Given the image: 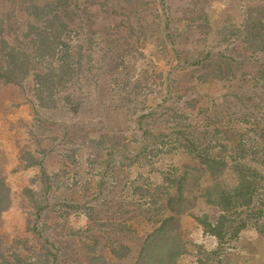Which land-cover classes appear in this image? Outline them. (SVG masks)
<instances>
[{
  "label": "trees",
  "instance_id": "trees-1",
  "mask_svg": "<svg viewBox=\"0 0 264 264\" xmlns=\"http://www.w3.org/2000/svg\"><path fill=\"white\" fill-rule=\"evenodd\" d=\"M64 1L26 0L22 13L26 14L25 20L8 24L7 34L13 30V42L6 35L0 38V80L22 86L31 76L39 106L55 105V92L59 89L66 95L69 111L78 109L73 99L80 104L77 96L82 94L79 89L67 92L71 86L80 83V89H85L88 79L92 81L88 88L103 83L111 85V89L95 92L94 103L102 108L111 104L112 109L118 105L131 115V133L135 136L132 143L138 146L131 145V139L122 141L125 133L119 129L110 128L108 134L87 133L85 138L93 148L98 175L101 174V178L112 176V171L120 168L119 164L126 166L129 162L140 161L163 181L157 189L161 190L158 201L152 202L156 214L150 217L148 211L144 212L147 216L144 222L155 226L145 234L133 264H178L185 249V243L177 233L180 224L176 216L180 214L191 216L205 234L219 242L236 239L248 226L264 233L261 223L264 218V0L245 5L241 16L228 18L227 9L223 8L216 14L204 13L191 24L186 23L188 30L198 32V37L191 49L173 48L177 61L188 64L184 68H194L192 75H188L191 84H218L226 91L219 101L216 96L209 106L204 104L202 96L197 108L190 107V103L184 108L176 106L179 86L187 80L164 76L167 67L159 61V52L153 54L146 48L150 24H163L165 36L170 35V28L174 29L165 8L167 0H118L119 9L129 3L136 5V10L126 12L130 17L128 25L123 30L116 28L123 32L122 35L129 30L134 34L122 36V43L117 46L112 40L106 49L109 58L105 62L100 58L96 63L84 41L93 33L99 35L97 38L101 41L109 40L111 35L113 38L118 36L110 34L109 26L100 28L99 25L97 30L93 23L94 20L98 23L114 18L117 9L112 7L113 10L107 13V2L97 1L95 5L86 4L78 10L67 9L70 6ZM78 2L73 0L74 4L78 5ZM90 8H95V12L87 15ZM152 9L159 10L161 21L151 22ZM139 19L141 24H138ZM70 27L81 28L80 44L67 40L65 34ZM130 37L132 39L125 42ZM121 45L133 48V54L139 57L125 62L117 52ZM151 55L154 60L148 63ZM102 68L108 74L102 75ZM87 69L93 70L92 73ZM190 71L184 70L182 76ZM196 91L201 93L197 88ZM194 111H201V115ZM77 150L80 149L73 152ZM123 151H128L129 162ZM178 151L189 155L191 163L171 165L167 170H161L158 163L156 165L161 156ZM27 153L30 157L27 163L40 168L44 191L38 201L30 187H25L23 192L36 203L38 213L49 207V185L52 182L58 185L66 172L59 168L46 173L43 160ZM66 158L70 159L69 156ZM102 186L98 184L99 189ZM78 199L83 198L74 199L73 207L77 209L83 206V202L76 201ZM108 199L115 203L113 196ZM9 205L10 187L0 171V213ZM204 206L210 210H203ZM83 207L86 210L87 206ZM114 213L112 218L130 231L132 228L124 212L115 210ZM30 229L36 232L34 227ZM110 248L115 257L130 252V247L117 239L111 242ZM0 264L33 263L20 256L8 259L0 255ZM80 264L113 263L109 257L93 250Z\"/></svg>",
  "mask_w": 264,
  "mask_h": 264
},
{
  "label": "rangeland",
  "instance_id": "rangeland-1",
  "mask_svg": "<svg viewBox=\"0 0 264 264\" xmlns=\"http://www.w3.org/2000/svg\"><path fill=\"white\" fill-rule=\"evenodd\" d=\"M95 1L107 2L105 3L109 7L106 10L107 13L113 10L112 7L117 10L114 18L109 17L108 20H101L102 22L98 23L94 20V27L98 30L99 25H101L100 28L109 26L110 34L118 35L115 38L111 35L109 40L101 41L97 38L99 35L93 33L85 39V45L90 48L87 50H90L91 59L96 63L100 58H103L104 62L106 58H109L110 54L106 49L109 48L112 40L116 41L117 46L122 43L120 40L122 36L134 34L129 30L126 35H122L123 32L120 30L129 23L130 17L126 12L134 10L136 5L132 3L122 5L126 7H121V10L117 8L118 0H79L78 5L74 4L73 0H65L64 4L67 3L70 6L67 9L78 10L87 6L86 4L95 5ZM256 1L260 0L166 1L168 19L174 29L170 28V35L165 36L163 24L161 26L156 23L150 24L149 43L146 44V48L153 54L159 52V61L167 67L164 76L175 80L182 77L183 80H187L179 86L180 93L175 101L176 106L184 108L190 103V107L197 108L202 96L204 104L209 106L216 96V101H219L226 94V91H223L218 84H191L188 75H192L194 68H184L188 64L177 61L173 48L183 51L191 49L198 37V32L188 30L186 23L191 24L204 13L216 14L223 8L227 9L228 18L234 15L241 16L244 14L243 7ZM26 3V0H0V38L6 35V38L13 42L11 35L13 30L7 34L10 28L8 24L15 20L18 22L25 20L26 14L22 13ZM208 6L211 8H206ZM94 9L90 8L87 15L94 13ZM158 13L157 9L151 10V22L162 20V14L158 15ZM104 16L107 17L106 14ZM1 23L4 26H1ZM138 24H141L140 19ZM15 30L19 31V28ZM65 36L68 41L80 44L81 28L70 27ZM131 39L132 37L125 42ZM26 40L29 41L28 38ZM211 41L214 40L211 38ZM82 52H84L83 49ZM117 52L119 56L124 57L125 62L129 58L139 57L133 54V48H123L122 45L118 47ZM150 60H154L153 55L148 63ZM184 70L191 71L182 76ZM92 71L87 69L89 73ZM100 72L102 75L108 74L105 68H102ZM77 78L75 77V80H78ZM91 82L88 79V82L84 84L87 87L85 89H80V83H78L71 86L70 90H66L75 92L72 90L79 89L82 93L77 96L80 104L73 99L78 106V109L73 112L69 111L70 106L65 103L66 95L59 89L55 92V105L39 106L33 92L31 76L24 80L22 86L0 80V171L10 187V205L0 213V255L8 259L20 256L33 264H80L84 262V257L89 252L95 250L109 257L113 264H133L145 234L155 226L151 222H144V218L147 217L144 212L148 211L150 217L156 214L155 203L152 202L158 201V191L161 192V190L157 189L163 181L156 177L148 166L141 165L140 161L130 163L128 151H123L126 152L124 154L130 165L119 164L120 168L112 171V176L106 175L101 178V174L98 175L93 148L85 138L87 133L108 134L110 128L119 129L125 133L122 141L131 139V145L138 146V144L132 143L135 136L131 133L133 129L131 115L124 112L118 105L114 107L120 110L114 107L112 109L111 104L102 108L94 103L95 92L99 89L103 91L111 89V85L103 83L98 86L99 88H88ZM196 88L201 91L200 94ZM194 112L201 115V111ZM76 148L80 150L73 152ZM28 151L30 156L33 153L43 160L40 159L46 173L59 168H64L66 172L58 185L53 182L49 185V207L41 212L37 210L38 213L35 211L36 203L29 200L23 192L25 187H30L38 201L44 191V185L40 179V168L35 164L27 163L30 161ZM68 156L70 159L66 158ZM157 163L161 170H167L171 165L181 166L191 163V158L186 153L178 151L173 155L161 156L156 161V165ZM194 164L192 161V165ZM104 167L103 165L100 170L103 171ZM99 183L103 185L101 189L98 188ZM114 187L115 191H113ZM109 196L114 197V204L108 199ZM76 198H83L76 201L83 202V206H87L86 210L83 206L78 209L73 207ZM111 207L117 213L124 212L126 221L129 220L128 224L132 228L130 231L125 227L126 225H120L112 218L115 210L113 211ZM203 210H210V208L204 206ZM176 219L180 224L177 233L185 243V249L178 259V264H264V233L258 232L253 226L242 230L236 239L219 242L205 234L201 225L188 214H180L176 216ZM261 223L264 226V218ZM30 227H34L36 232H33ZM115 239L130 247L127 255L115 257L110 253L111 242Z\"/></svg>",
  "mask_w": 264,
  "mask_h": 264
}]
</instances>
